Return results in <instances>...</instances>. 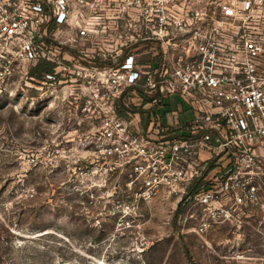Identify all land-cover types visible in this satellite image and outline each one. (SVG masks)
Instances as JSON below:
<instances>
[{"label":"built area","instance_id":"1","mask_svg":"<svg viewBox=\"0 0 264 264\" xmlns=\"http://www.w3.org/2000/svg\"><path fill=\"white\" fill-rule=\"evenodd\" d=\"M40 62L140 201L264 209V0H0V82ZM172 101L193 117L164 122Z\"/></svg>","mask_w":264,"mask_h":264},{"label":"rangeland","instance_id":"2","mask_svg":"<svg viewBox=\"0 0 264 264\" xmlns=\"http://www.w3.org/2000/svg\"><path fill=\"white\" fill-rule=\"evenodd\" d=\"M34 68L0 82V264H264L263 208L225 219L164 193L140 201L95 156V115L51 95ZM185 110L172 101L163 121L186 122Z\"/></svg>","mask_w":264,"mask_h":264},{"label":"trees","instance_id":"3","mask_svg":"<svg viewBox=\"0 0 264 264\" xmlns=\"http://www.w3.org/2000/svg\"><path fill=\"white\" fill-rule=\"evenodd\" d=\"M53 71V66L50 63L47 62H40L33 70H32V74L35 76H41L46 73V72H52ZM122 115L124 113H121ZM203 185L201 184L200 181H195L192 185L190 194H194L195 192H197Z\"/></svg>","mask_w":264,"mask_h":264}]
</instances>
